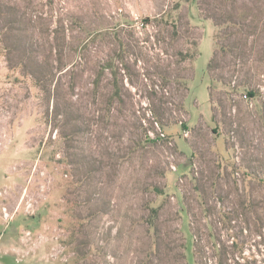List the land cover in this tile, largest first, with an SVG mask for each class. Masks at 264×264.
I'll return each mask as SVG.
<instances>
[{"label":"rangeland","instance_id":"374dc122","mask_svg":"<svg viewBox=\"0 0 264 264\" xmlns=\"http://www.w3.org/2000/svg\"><path fill=\"white\" fill-rule=\"evenodd\" d=\"M0 264H264V0H0Z\"/></svg>","mask_w":264,"mask_h":264},{"label":"trees","instance_id":"16d2710c","mask_svg":"<svg viewBox=\"0 0 264 264\" xmlns=\"http://www.w3.org/2000/svg\"><path fill=\"white\" fill-rule=\"evenodd\" d=\"M173 25H175V24H173ZM218 45H220L221 46V44L219 43ZM186 55H188V54H186ZM214 59H211L210 60V62H209V65H208V71H209V74H210V77H211V81H215V78L213 77V76H211V70L214 68ZM187 87V86H186ZM211 91V90H210ZM248 95H251V96H254L255 95V93H254V91H252V90H249L248 91V93L246 94V96H248ZM154 112H155V115H156V117L161 121V118H162V116H163V112H159L157 109L156 110H154ZM184 124V123H183ZM182 124V125H183ZM183 127H186V125L184 124L183 125ZM158 136L160 137V138H162V136L160 135V134H158Z\"/></svg>","mask_w":264,"mask_h":264},{"label":"built area","instance_id":"2783aa9c","mask_svg":"<svg viewBox=\"0 0 264 264\" xmlns=\"http://www.w3.org/2000/svg\"><path fill=\"white\" fill-rule=\"evenodd\" d=\"M163 135H164V134H163ZM5 215L8 216V213L6 212V210H5Z\"/></svg>","mask_w":264,"mask_h":264}]
</instances>
